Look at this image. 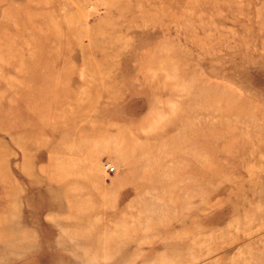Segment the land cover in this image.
I'll list each match as a JSON object with an SVG mask.
<instances>
[{
	"label": "rangeland",
	"instance_id": "374dc122",
	"mask_svg": "<svg viewBox=\"0 0 264 264\" xmlns=\"http://www.w3.org/2000/svg\"><path fill=\"white\" fill-rule=\"evenodd\" d=\"M0 264H264V0H0Z\"/></svg>",
	"mask_w": 264,
	"mask_h": 264
}]
</instances>
